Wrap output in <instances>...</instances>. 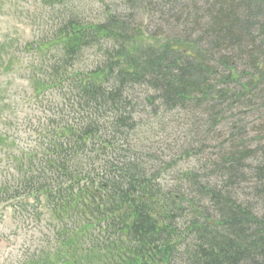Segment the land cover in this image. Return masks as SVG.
Segmentation results:
<instances>
[{
  "label": "trees",
  "instance_id": "1",
  "mask_svg": "<svg viewBox=\"0 0 264 264\" xmlns=\"http://www.w3.org/2000/svg\"><path fill=\"white\" fill-rule=\"evenodd\" d=\"M139 9L164 18L163 30L143 31L127 5L99 22L63 17L49 38L26 43L40 117L33 148L17 151L0 131V170L11 171L0 204L45 199L59 247L69 246L64 231L93 225L107 264H264V0H138ZM11 48L0 47L3 72L15 65ZM91 48L96 63L75 66ZM136 92L159 126L179 110L212 136L193 128L198 140L178 160L141 158ZM191 156L196 167L168 178Z\"/></svg>",
  "mask_w": 264,
  "mask_h": 264
},
{
  "label": "rangeland",
  "instance_id": "2",
  "mask_svg": "<svg viewBox=\"0 0 264 264\" xmlns=\"http://www.w3.org/2000/svg\"><path fill=\"white\" fill-rule=\"evenodd\" d=\"M61 3L63 4L61 7L58 5L55 8H44L40 0H0V12L14 11L13 6L18 5V8L21 6V12L26 13V16H24L25 18L16 14L14 19L17 20V22H15L12 17L4 18V15L0 16V40L9 35L10 37H7V39L12 41L9 42L12 43V45H7L18 49L20 45L22 46L24 43L29 44L32 40L49 38V35L53 34L51 29L52 26L61 21L63 17L75 15L74 17L77 16L86 22H99V20H103L102 15L105 10L122 14L125 12L124 10H126L127 5L135 7L133 13L135 19L133 21L135 24H141L143 31L144 28H147L150 32L155 33L159 28H162V25L160 26V20L164 19L153 12L145 13L141 9L136 10L138 8V0H132V2H126L125 0H61ZM146 5H150V10L154 11L152 3ZM29 15L34 17L35 23L34 21L31 22L27 20V16L29 17ZM11 30H15L16 32L11 33ZM161 30H163V28ZM95 50L96 48L83 50L75 66L80 65L81 67L91 68L96 63L94 60L97 56ZM22 59L28 61V59L22 55L21 59L9 69L7 75L4 74V72L0 73V90L10 86L12 91L11 96L13 97L15 90L19 87L22 90L26 84L29 87L28 82L22 83L21 78H19L23 72ZM20 95L24 99L23 91H21ZM13 97H9L11 101L10 106L13 107V105H15L16 111L13 121L11 120L10 128H8L7 131H9V136L12 135V137L15 138L13 135L18 129L16 125L22 126V128L19 127L21 133L18 134L19 138L16 139L17 148L26 149L29 147L28 145H30V148H33L35 138L29 134L22 121L27 118L33 120L31 122L35 123L36 121L31 119L35 113L30 110L26 99L20 101L21 99L18 97V103H14ZM135 103V110L142 112L143 108L145 110L142 116L137 115V121L140 120V127L135 131L140 146H144L142 149L137 150L139 153L138 155L143 159L146 158L147 154L152 157L159 154L158 156H160V159L166 163H169L173 159L178 160L180 153H182L185 148L191 149L195 146L194 143L190 142L194 141L195 138L198 140V137L193 136L195 134L194 129L198 133L200 140H206L207 135L212 136V134L206 132L209 128L208 125L203 129L196 126L195 120L197 119L193 116H190V123H187L185 119L186 115L179 112V110L167 113V116L164 117L163 122L159 126V118H154L148 113L149 108H147V101H145L144 97L139 95L138 92L135 94ZM253 118L256 117L254 116ZM253 118H250L249 121L246 119L245 124L252 122ZM147 119H149L148 123H146ZM31 122H29L30 126H28V129L31 128ZM258 124L264 127L263 122ZM161 125L163 127H161ZM250 127L251 124L249 125V128ZM3 128L1 124L0 131ZM35 129V127L32 129L33 133ZM190 131L192 132L189 134ZM254 144L255 143H252V146H254ZM210 147L211 145L209 144L208 148ZM210 152H212V149H206L205 151L207 155H209ZM198 163L197 159L193 156L189 158L188 163H179L178 161L177 167L171 169L168 178L175 177L174 175L182 171V169L189 170V168L196 167ZM184 164L187 165L184 166ZM183 166L184 168H182ZM6 213L7 212L4 213L0 211V264H107V260L111 258V256H107L110 255L109 253L104 254L98 251L100 249L95 246L96 241H94V237L97 236V232L94 231L93 225H80V228L73 227L67 232L64 231V236L67 242H69V246L59 247L52 241L55 233L53 228L54 225L49 223L47 216L39 210L33 212L28 209L26 212L16 214V219H11V216ZM55 223L57 226H60L56 221ZM82 230L87 234V236H83V238ZM81 249H89V251L83 253L80 257L81 262H79L77 261L79 259L77 254ZM96 254L101 257H97L94 261ZM98 260H103V262H97ZM65 261L67 263H65Z\"/></svg>",
  "mask_w": 264,
  "mask_h": 264
}]
</instances>
